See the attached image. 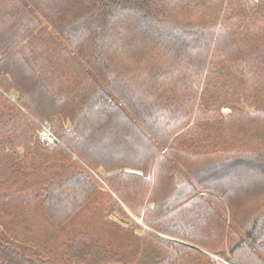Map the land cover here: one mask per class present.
<instances>
[{"label": "trees", "instance_id": "obj_1", "mask_svg": "<svg viewBox=\"0 0 264 264\" xmlns=\"http://www.w3.org/2000/svg\"><path fill=\"white\" fill-rule=\"evenodd\" d=\"M212 257L264 264V0H0V264Z\"/></svg>", "mask_w": 264, "mask_h": 264}, {"label": "rangeland", "instance_id": "obj_2", "mask_svg": "<svg viewBox=\"0 0 264 264\" xmlns=\"http://www.w3.org/2000/svg\"><path fill=\"white\" fill-rule=\"evenodd\" d=\"M222 112H223V114H227L229 111L224 109ZM42 145H44V144H42ZM45 147H46V149H49L50 151L55 150V147H53V148H49L47 146H45ZM97 180H98V178H97ZM98 181L101 183L100 180H98ZM87 210H88V212L87 211L81 212L82 213L81 214L82 219L84 221H87V222H89V221L92 222L95 225V227L99 233L103 234L104 231L107 232L105 237H112L113 238L114 233H112V229L108 225H105L104 221H102L103 216L105 214H107V213H105V211L106 212L109 211L107 206H105V204L102 202V198L101 197L97 198L95 202L89 203ZM110 219H112L111 216H110ZM213 259L218 264H222L224 262L223 260L219 261L218 259H215V258H213Z\"/></svg>", "mask_w": 264, "mask_h": 264}, {"label": "built area", "instance_id": "obj_3", "mask_svg": "<svg viewBox=\"0 0 264 264\" xmlns=\"http://www.w3.org/2000/svg\"><path fill=\"white\" fill-rule=\"evenodd\" d=\"M40 143L49 148L56 147L58 140L51 134L50 125L47 122H43L38 133Z\"/></svg>", "mask_w": 264, "mask_h": 264}]
</instances>
